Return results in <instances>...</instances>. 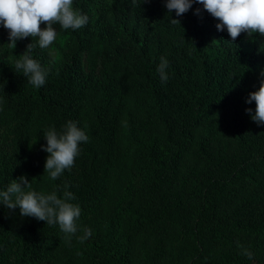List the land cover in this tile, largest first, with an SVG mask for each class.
Wrapping results in <instances>:
<instances>
[{
    "label": "trees",
    "instance_id": "16d2710c",
    "mask_svg": "<svg viewBox=\"0 0 264 264\" xmlns=\"http://www.w3.org/2000/svg\"><path fill=\"white\" fill-rule=\"evenodd\" d=\"M165 2L73 0L86 26L54 25L46 49L33 38L32 58L50 70L40 88L15 69L32 38L13 49L0 25V190L26 175L31 190L70 191L81 209L69 243L58 225L0 204V264H264V125L245 111L255 114L245 101L264 37L232 42L202 5L177 17ZM68 121L89 140L52 180L44 134Z\"/></svg>",
    "mask_w": 264,
    "mask_h": 264
},
{
    "label": "clouds",
    "instance_id": "9594fccd",
    "mask_svg": "<svg viewBox=\"0 0 264 264\" xmlns=\"http://www.w3.org/2000/svg\"><path fill=\"white\" fill-rule=\"evenodd\" d=\"M194 4L202 5L204 11L219 21L216 29L220 32L226 29L232 42L242 33H246L248 38L254 34L264 37V0H166L165 7L169 14L175 11L176 16L180 17ZM194 14L201 15V9L196 8ZM88 20L86 14L74 10L73 0H0V25L9 32L8 44L15 49L17 41L32 38V43L27 45L26 51L16 61L15 69L22 71L28 83L36 88L45 85L50 70L32 58L31 53L37 46L33 38H37L41 49H46L56 41L58 32L54 25H59L60 30H78L86 26ZM171 23L180 25V20L171 19ZM168 68V60L161 57L157 71L162 82H167L169 78ZM260 77L259 89L249 93L245 101L247 104L255 102L254 115H251V108L245 111L258 126L264 125V71ZM0 111H3L2 99ZM44 138L46 146H42L41 150L48 153L44 167L52 180L58 179L66 169L70 170L74 166L75 159L80 155V144L89 140L85 131L74 121H68L60 132L55 127L50 128ZM31 189L32 184L26 175L11 180L6 190H0V204L9 210L18 207L23 217H34L47 225H58L70 243L78 232L77 221L81 215L79 205L70 202L75 199L74 194L65 190L60 198L55 191L43 194ZM83 233L76 237L81 243L92 234L89 228H84ZM237 246L243 247L239 242ZM242 254L253 258V253L247 249Z\"/></svg>",
    "mask_w": 264,
    "mask_h": 264
},
{
    "label": "rangeland",
    "instance_id": "374dc122",
    "mask_svg": "<svg viewBox=\"0 0 264 264\" xmlns=\"http://www.w3.org/2000/svg\"><path fill=\"white\" fill-rule=\"evenodd\" d=\"M245 35H246V38H245V41L248 43V42H251V40H252V38L253 37H251V38H248V36H247V34L245 33ZM48 58H49V60L52 62V63H56L57 61H58V59H59V53H58V51H57V49H52L51 51H50V54L48 55ZM125 133H126V131H125Z\"/></svg>",
    "mask_w": 264,
    "mask_h": 264
}]
</instances>
